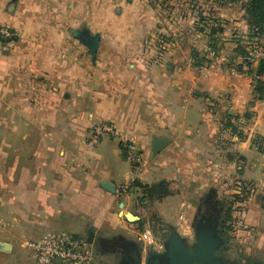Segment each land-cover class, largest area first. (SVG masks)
Returning a JSON list of instances; mask_svg holds the SVG:
<instances>
[{"label":"crops","instance_id":"0c3cea01","mask_svg":"<svg viewBox=\"0 0 264 264\" xmlns=\"http://www.w3.org/2000/svg\"><path fill=\"white\" fill-rule=\"evenodd\" d=\"M195 3L197 6L189 0H0V22L16 33L14 40L0 41V134L21 133L19 127H30L42 142L51 145L60 138L65 141L55 146L60 158L51 169L43 168L44 174L35 169L28 178L21 168L12 174V164L4 166L0 159V208L5 204L19 220L32 213L33 207H39L37 212L42 214L44 207L51 210L55 206L56 198L69 201L77 192L87 200L64 206L69 218H83L85 214V222L70 230L72 236L79 237L84 231L86 237L92 230L93 241L98 242L120 234L135 241L144 252L147 247L159 248L161 241H152L148 219L144 222L146 203L138 201L140 190H127L130 177L147 184L165 179L172 189L179 175L198 171L203 181L193 189L192 196L212 188L209 182L218 181V172H230L239 161L235 157L230 160L233 154L248 166L243 178L249 174L250 180L261 182L264 99L249 107L252 117L248 120L246 105L252 98L249 74L227 71L220 65L202 74L191 64L192 50H201L199 43L208 38L204 31L197 30L192 7H210L215 1ZM219 10L228 14L231 8L226 5ZM82 24L99 33L94 63L87 48L70 34ZM238 30H232L239 34H230V38L225 34L209 38L217 37V47L232 53L238 43H250L231 39L248 36L245 25ZM207 42L212 45V40ZM225 115L240 123L241 138L230 135L227 128L218 132ZM97 121L111 123L116 131V137L107 136L98 144L97 162L104 163L103 155L109 154L112 163L99 168L84 184L71 181L70 171L62 168L63 161H69L68 156L73 154L70 148L78 147ZM254 134L262 139L260 147L252 144ZM155 136L166 137L168 142L152 156L150 144ZM125 142L135 143L144 155L135 172L126 167L120 154ZM76 162L69 166L71 171L78 166ZM152 163L163 172L153 173L146 180L144 175ZM80 166L88 172L92 164L80 161ZM28 180L36 184L38 200L26 199L30 193L27 187L31 189ZM64 180L71 181L72 186L65 185ZM103 180L113 182L115 191L102 188L99 183ZM169 198L157 201L151 210L161 223L183 228L185 216L179 209L183 203L173 210ZM129 213L137 216L136 221H130ZM10 225L0 217V242L7 244V250L0 249V253L12 251L18 242L17 234L7 229ZM142 232L149 233V238L142 237ZM31 238L35 237L24 241ZM89 246L95 257L102 258L101 264L117 263L113 253Z\"/></svg>","mask_w":264,"mask_h":264},{"label":"rangeland","instance_id":"374dc122","mask_svg":"<svg viewBox=\"0 0 264 264\" xmlns=\"http://www.w3.org/2000/svg\"><path fill=\"white\" fill-rule=\"evenodd\" d=\"M216 5V6H215ZM218 4L215 2L213 6H210V8L216 9ZM200 6V5H199ZM202 7V6H200ZM203 11L205 13L208 11L209 6L202 7ZM209 26H207L208 28ZM225 28V27H224ZM240 27L236 26L234 28V31H239ZM242 29V28H241ZM226 30V29H225ZM226 36L230 38V33L228 30H226ZM234 34H239L235 32ZM233 40H239L237 42L247 40L250 41V43H240L244 45L245 49H256L260 52V56L264 54V39H253L249 35L247 37H231ZM14 40V39H13ZM208 40L210 38H205L204 42L208 44ZM209 45V44H208ZM210 46V45H209ZM200 47V43L199 46ZM211 47V46H210ZM212 48V47H211ZM217 50L219 53L225 52L218 48ZM201 54L199 56H204L207 58V55L204 51L197 49ZM263 52V54H261ZM259 56V57H260ZM229 57L234 62L235 56H232V53H229ZM258 57V58H259ZM191 58V57H190ZM235 64V62L233 63ZM244 65V64H243ZM218 67V64L216 65V68ZM229 71L226 67H222ZM215 69V68H214ZM213 70V69H212ZM239 72V71H237ZM252 99V98H251ZM246 105V113L248 114L246 119H251L252 113L251 109H249L250 106H252L256 101L258 100H251ZM252 102V103H251ZM9 120V119H6ZM5 120V121H6ZM224 121V120H223ZM100 121H97L95 124L91 125L89 129L87 130L86 134L83 135L81 139V144L75 148H70L73 151L72 155L68 156V162L66 160L63 161L62 168L69 170L71 176V180L74 179L76 182L77 180L80 181L82 184L86 182V180L90 178L91 175H94L95 171L100 169H103L105 166L109 167V165L112 163V160L110 158V155H103L105 158L104 163H98L97 158L99 155V142L103 138H106L107 136H117L113 133H102L98 139V141L95 143L94 147L89 149L85 145V141L89 138V136L92 134L94 126L99 123ZM231 122L233 123L234 127H236V132L232 133L230 128V135L237 136L238 138L242 137L243 130L241 129L240 123L235 122L234 120ZM3 126L0 125V130ZM19 127V130L21 133H13L6 132L5 134H0V159L1 163L4 166H9V163L12 164L11 166V173L16 175V171L18 168H21L25 176L29 178L30 172L32 170H42L45 168L51 169V167L55 166V163L57 164V159L60 158V156L57 153V148L55 146H58L59 143L65 141L60 138L57 141H54V143H51V145L48 142H42L40 140V136L35 133L34 130H31L30 127ZM218 132L222 131V124L218 126ZM8 130V128H7ZM6 131V128H5ZM2 132V131H0ZM22 133H25L23 136ZM2 137L4 139L2 140ZM254 139L252 140V144L254 146H259V141L261 142L262 139L259 138L257 134L253 135ZM67 142V141H66ZM67 145V143H66ZM120 154L123 157V161L126 163V167L129 169V167L132 169L133 172L137 170V167L141 165V163H132L130 160L126 157L125 149L124 151L120 150ZM236 154V153H235ZM29 155L31 157H29ZM67 157V155H66ZM235 157V165L233 167H230V172H218L216 174L218 181H211L209 182V185L215 189L217 199H224L227 201V209H225L227 213V217L229 218V224L231 228V232L229 234V237H226V241L230 244V256L232 257H243V256H253V255H259L260 253H264V178L260 180L261 182H253V180H250L251 178L248 177L247 179L243 178V175L245 171L248 169V166L244 167L240 157L238 155L230 154V160ZM65 157H62V160ZM76 160L78 166L74 168L73 171H71L73 168L69 167L71 166ZM80 161L82 162H90L92 164V167L88 169V172H85L81 170ZM59 166V165H57ZM43 174H44V170ZM42 171L38 172L37 174L41 173ZM163 168H160L156 166V164H150L147 168L146 175H144V179L147 180V177L149 175H152L153 173H156L158 175L162 174ZM201 172L193 173L192 175L182 176L179 175V181L176 183L177 185L175 188H169V194L166 196H169L170 198L167 199L170 203L169 205L172 207L171 209L174 210V208H177V204L183 203L181 207L179 208L185 216L184 220L185 225L182 228V226L179 227V233L185 237H191L193 234V231L190 227V219H191V213L192 210L189 209L190 200L192 197H190L191 193L193 192V189L203 181L202 176H200ZM243 173V174H242ZM116 174L121 177L120 172L117 169ZM133 174V173H132ZM2 176L0 174V186L2 185L1 182ZM64 180L65 185L72 186L71 181ZM30 184L31 189L27 187V192L30 191L26 195V199L28 200H38L37 197V191H36V184L33 181L27 182ZM23 186V184H21ZM131 187H136L132 184H128V192H132ZM138 188V187H136ZM33 191L35 193H33ZM22 192L25 193V190L22 189ZM32 193V194H31ZM74 196H70L69 201L59 200L55 199V206L49 210L47 207L43 208L42 214L41 212H37L39 207H33L31 208L32 213H28L27 210H25L26 215L24 217H20L19 220H16L15 217H13L10 213L9 208L4 204L3 207L0 208V217H2V220H7V222L11 223L10 227H8V230H11L17 234L18 242L14 245V248L10 252H2L0 253V264H39L36 259H34L31 255V250L24 245L23 241L27 237H35L37 239L47 237L51 234H61L63 230H69L67 231L68 234H73L75 227L80 222H85L84 215L83 218L81 217H72L69 218L66 216V207H64L66 204L67 206L72 205L73 203L77 205L79 203V200L86 201V197H83L81 194L75 192L73 194ZM36 196V198H35ZM165 196V197H166ZM164 198V197H163ZM2 201V197L0 195V202ZM160 201V200H159ZM33 202V201H30ZM157 201H154L152 203H149V208H147V204L144 206V213L145 218L144 222H146V219H148V226L147 229L149 232L152 233V241H161V239L165 236L167 232V225L165 223H161L158 214L154 212L153 206ZM41 203V202H40ZM153 205V206H152ZM168 205V206H169ZM41 206V204H40ZM152 206V207H151ZM114 207L116 208L115 204ZM158 207V206H156ZM225 207V208H226ZM68 209H72L71 207ZM177 209V210H179ZM189 209V210H188ZM166 212H168V209H165ZM30 211V210H29ZM45 211H48L45 213ZM172 211V210H171ZM29 215V217L27 216ZM133 215V214H132ZM135 215V214H134ZM12 216V217H11ZM94 215H92L93 218ZM42 218V219H41ZM130 221H136V219L130 217ZM146 224V223H144ZM105 227L108 228H114L109 226L108 223H104ZM176 226V225H175ZM70 227V229H69ZM177 227V226H176ZM177 227V230H178ZM74 228V229H73ZM140 230L142 227H139ZM160 233V230H162ZM70 230L72 232H70ZM163 232V233H162ZM2 231H0V234L2 235ZM143 233V232H142ZM147 236H150L149 233H146L142 235V237L147 239ZM79 238L85 239L84 237V231L79 235ZM140 241V240H139ZM5 251V250H2ZM93 251V249H92ZM99 256H94L93 262L94 264H101V260Z\"/></svg>","mask_w":264,"mask_h":264},{"label":"water","instance_id":"95a60500","mask_svg":"<svg viewBox=\"0 0 264 264\" xmlns=\"http://www.w3.org/2000/svg\"><path fill=\"white\" fill-rule=\"evenodd\" d=\"M70 34L87 48L91 62L94 63L99 45V33L92 32L86 24H82L73 28ZM167 142L166 137H153L150 144L151 155L159 153ZM99 185L111 192L115 191L114 183L111 181L103 180ZM130 217L137 219V216L129 213ZM190 226L194 232L193 241L190 242L187 237L181 235L175 225L167 224V232L161 239L160 247H147L144 252L135 241L120 234L103 239V242L120 241V247L124 252L123 260L128 261L129 264H238L233 258L214 257V250L223 243V238L218 235L215 223L206 226L205 223L199 222L197 225L191 223ZM93 234L94 232L89 230L85 241L89 245H93L96 250L97 242L93 241ZM6 245V243L0 242V249L7 250L5 249ZM106 252L111 251L106 250ZM54 261L57 264L60 263L59 258H55Z\"/></svg>","mask_w":264,"mask_h":264},{"label":"trees","instance_id":"16d2710c","mask_svg":"<svg viewBox=\"0 0 264 264\" xmlns=\"http://www.w3.org/2000/svg\"><path fill=\"white\" fill-rule=\"evenodd\" d=\"M198 0H189V2L196 5L195 2ZM218 5L216 9L210 8L205 13L202 7L194 6L195 9V25L197 30L204 31L208 37L212 35H217L218 37L221 34H226V30L233 35V27H240V25H245L246 31L250 37H257V39H264V0H214ZM230 6L231 10L228 14H222L219 8L224 6ZM238 14L240 15L238 17ZM238 17V18H237ZM240 24H237V23ZM207 26H209L207 28ZM225 27V28H224ZM226 29V30H225ZM232 33H231V32ZM217 37L210 38L212 40L211 47L213 49L219 50L216 45ZM247 50L244 45L237 44L232 50V56L236 55H246ZM201 53L197 50H192L191 52V64L196 68L201 64H204L208 61L203 55L199 56ZM245 68L242 64L235 65V69L239 72H244L249 75H264V55L260 56L256 62V65L253 66L251 62L244 61ZM252 99L254 100H263L264 99V81L261 79L252 78V90H251ZM252 103V102H251ZM233 116L225 115L224 121L222 122V129L231 128V132H236V127H234L231 119ZM132 185L138 187L140 190V195L138 196V201L143 202L144 204H149L154 201H159L163 197L169 194V182L165 179L157 180L153 183L147 184L142 183L139 180L135 179L131 182Z\"/></svg>","mask_w":264,"mask_h":264},{"label":"built area","instance_id":"2783aa9c","mask_svg":"<svg viewBox=\"0 0 264 264\" xmlns=\"http://www.w3.org/2000/svg\"><path fill=\"white\" fill-rule=\"evenodd\" d=\"M16 36L15 31L8 25L0 22V41L9 42ZM200 49L207 55L208 61L197 67V70L206 74L210 70L216 68V65L226 67L231 72H237L233 63L244 64L249 61L255 64L260 56V52L256 49H248L246 55H236L234 62L229 57L228 52L219 53L216 49L211 48L207 43H200ZM191 61V59H190ZM251 78L261 79L264 81V75H250ZM102 133L116 134L113 125L109 122L97 123L92 131V134L85 141L87 148L91 149L98 141ZM123 147L126 152V157L132 163H140L144 160L142 151L133 142H125ZM135 179L130 177V183ZM124 190L127 186L123 187ZM145 234V233H143ZM149 238V236H147ZM24 245L31 250V255L39 264H57L54 259L59 258V264H94L93 251L85 239L75 237L68 234H51L44 238H31L24 241Z\"/></svg>","mask_w":264,"mask_h":264},{"label":"flooded vegetation","instance_id":"af4514ba","mask_svg":"<svg viewBox=\"0 0 264 264\" xmlns=\"http://www.w3.org/2000/svg\"><path fill=\"white\" fill-rule=\"evenodd\" d=\"M190 197H192L190 200V207L192 210L190 224L193 223L194 225H197L201 222L208 226L215 223L218 235L223 238V243L219 244L218 248L213 252L214 257L233 258L238 264H264L263 252L259 255L243 256L241 258L230 256V244L226 241V237H229L231 232L229 218L225 211V209H227V201L224 199H217L215 191L210 188L202 192H196ZM187 239L190 242L193 241L194 232L192 236ZM96 247V251H111L117 259L116 264H129L128 261L126 262L123 260L124 252L120 247V241H112L111 243L98 241Z\"/></svg>","mask_w":264,"mask_h":264},{"label":"bare ground","instance_id":"6f19581e","mask_svg":"<svg viewBox=\"0 0 264 264\" xmlns=\"http://www.w3.org/2000/svg\"><path fill=\"white\" fill-rule=\"evenodd\" d=\"M7 248V246H5V249Z\"/></svg>","mask_w":264,"mask_h":264}]
</instances>
